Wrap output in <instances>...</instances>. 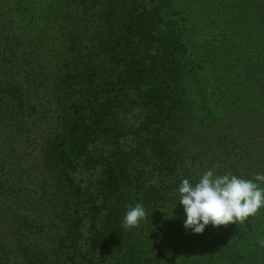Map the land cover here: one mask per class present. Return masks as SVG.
Masks as SVG:
<instances>
[{
	"label": "trees",
	"instance_id": "16d2710c",
	"mask_svg": "<svg viewBox=\"0 0 264 264\" xmlns=\"http://www.w3.org/2000/svg\"><path fill=\"white\" fill-rule=\"evenodd\" d=\"M198 1L0 0V264H264V207L202 234L176 207L205 170L264 173V0ZM204 9L245 43L215 83Z\"/></svg>",
	"mask_w": 264,
	"mask_h": 264
},
{
	"label": "clouds",
	"instance_id": "9594fccd",
	"mask_svg": "<svg viewBox=\"0 0 264 264\" xmlns=\"http://www.w3.org/2000/svg\"><path fill=\"white\" fill-rule=\"evenodd\" d=\"M261 184H264V173H257L252 180L205 170L194 184L187 178L182 179L176 189V207L182 206L183 227L193 234H202L209 225L219 228L244 221L264 207ZM145 218L144 206L136 203L126 210L122 226L126 229L136 227Z\"/></svg>",
	"mask_w": 264,
	"mask_h": 264
},
{
	"label": "rangeland",
	"instance_id": "374dc122",
	"mask_svg": "<svg viewBox=\"0 0 264 264\" xmlns=\"http://www.w3.org/2000/svg\"><path fill=\"white\" fill-rule=\"evenodd\" d=\"M48 1L49 0H37L36 6L34 8H36L37 11H41L42 10L41 5H45ZM190 3H193V5L201 4L200 1L198 0H190ZM203 11L204 12H198L195 14L194 17L189 18L190 21L194 19L193 22H195V25L197 28V29L195 28L197 31L195 33V36H192V38L195 39L196 41L195 45L200 50L202 60L206 61L204 63L205 72L208 73L209 71V77L211 78V82L215 83L217 79H222V76H220L219 74L218 76L217 72H215L214 70L211 71L206 67L209 65V63L211 64L213 60L219 62L221 59L222 60L225 58L227 59V56H229L231 53H234V52L235 54L233 56L234 58L233 61L235 62L236 57L243 56L241 51L238 54V51L236 50H238V48L241 45H245V43L242 44L241 40H239L240 38L238 37V34L234 32V29L232 30L230 28L231 26H234V25L230 26V24L227 25L226 23V24H223V26H217L215 21L221 20L220 18H223V21L230 22L229 18L231 17V15L229 13H223V14L221 13L222 15L219 16L218 18L217 15H213L211 17L209 15L208 10L204 9ZM189 28L191 29V24ZM190 29L189 31H191ZM22 31H23V34L25 35L28 34V30L25 28L24 23L22 26ZM223 54L225 55V58L224 57L222 58ZM220 57L221 59H219ZM218 66L221 67V69L223 70L226 67V64L222 62L221 64H218ZM215 87L216 86L211 87L212 92H213V89H216ZM262 144H264V142ZM260 158L263 159L264 154L260 153Z\"/></svg>",
	"mask_w": 264,
	"mask_h": 264
}]
</instances>
